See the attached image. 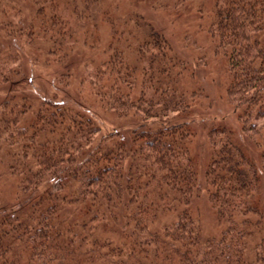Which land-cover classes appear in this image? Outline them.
I'll use <instances>...</instances> for the list:
<instances>
[{"label": "trees", "instance_id": "16d2710c", "mask_svg": "<svg viewBox=\"0 0 264 264\" xmlns=\"http://www.w3.org/2000/svg\"><path fill=\"white\" fill-rule=\"evenodd\" d=\"M23 2L0 0V180H15L0 200V264H264V0H214L209 26L258 154L212 126L199 174L195 132L177 116L200 92L177 87L186 65L166 35L139 13H110L117 0ZM99 14L107 56L86 59L101 45ZM71 81L87 83L97 108ZM98 108L127 127L108 129ZM201 192L218 236L190 210Z\"/></svg>", "mask_w": 264, "mask_h": 264}, {"label": "rangeland", "instance_id": "374dc122", "mask_svg": "<svg viewBox=\"0 0 264 264\" xmlns=\"http://www.w3.org/2000/svg\"><path fill=\"white\" fill-rule=\"evenodd\" d=\"M2 1L5 2L6 6L15 4L24 11L23 0ZM155 1L160 4L157 3L159 5L154 6ZM213 2L214 0H117V5H113L112 11L110 10V13L113 14L139 13L146 22L170 39L173 46L172 52L176 59L185 63L186 66L179 73L176 85L180 90L186 92L197 90L200 95L191 106L190 112L177 116V121L186 122L191 130L195 132L190 148L198 174L202 171L205 160L208 158L209 145L206 139V131L212 126H224L231 132L233 139L238 144H244L248 154H258L257 146L243 136L240 120L237 118V114L226 95V87L229 81L226 58L223 54L216 52L215 43H213L209 34V26L213 15ZM98 30V33H94L92 37L100 39L99 45H101L97 50L86 49V59L93 57L92 59L98 60L96 58L98 54L99 58L102 59L107 56L110 28L100 18V14L98 15ZM17 43L21 44L20 41ZM22 48L24 51L22 62L24 59L27 61L24 64L28 63L27 69H30V74L37 72V63H29L33 59L31 53H29V56L25 54L28 47L24 44ZM42 77L47 78L44 74ZM70 84L67 87L72 95H76L81 101H87L92 107L97 108L87 83L78 85L76 83L72 84L71 81ZM98 115L101 122H104V126L108 129H124L128 125L126 118L113 116L110 112H104L101 108H98ZM14 186V178L5 175L0 180V200L5 197L6 199L11 198ZM197 197L190 203V210L195 212L202 234L218 236L223 223L219 222L216 215L213 214L204 199L203 192ZM170 218L171 215L166 214L160 217V221L170 220ZM252 243L250 242V244Z\"/></svg>", "mask_w": 264, "mask_h": 264}]
</instances>
